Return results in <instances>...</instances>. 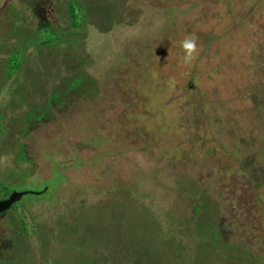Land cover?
<instances>
[{"label": "rangeland", "instance_id": "1", "mask_svg": "<svg viewBox=\"0 0 264 264\" xmlns=\"http://www.w3.org/2000/svg\"><path fill=\"white\" fill-rule=\"evenodd\" d=\"M58 2L0 37L21 264H264V0Z\"/></svg>", "mask_w": 264, "mask_h": 264}, {"label": "flooded vegetation", "instance_id": "2", "mask_svg": "<svg viewBox=\"0 0 264 264\" xmlns=\"http://www.w3.org/2000/svg\"><path fill=\"white\" fill-rule=\"evenodd\" d=\"M58 7V0H0V37L5 33L9 34V31L17 28L26 29L28 24H30L31 27L35 28L36 30L39 28L56 29L54 26L59 24ZM30 10L32 11L34 21L30 19L29 23L22 19V17L27 11L29 12ZM3 17L4 19L9 20L5 22ZM1 19L3 20L1 21ZM8 28L9 30H7ZM25 40L26 39H21L23 45ZM12 57L14 66L8 68L9 73L12 69L15 70L16 63H18V61H22V55L20 51L17 54L14 53ZM5 73L7 72H4V77H6ZM11 89L12 88L8 90V87L0 86V106L3 103L1 102V99H3L2 94H4V103L5 101L9 102V97H11L12 94H14V92L17 90L14 87L12 90ZM13 190L17 192L23 191L22 189L12 188L10 183L6 182L5 180L0 182V264H21L22 259L24 258L22 255L23 252L19 251L15 247V243L13 244L11 232L12 212L15 210L19 211L17 204L19 203L18 201H20L21 197L8 206L2 207V202L7 199L9 193Z\"/></svg>", "mask_w": 264, "mask_h": 264}, {"label": "clouds", "instance_id": "3", "mask_svg": "<svg viewBox=\"0 0 264 264\" xmlns=\"http://www.w3.org/2000/svg\"><path fill=\"white\" fill-rule=\"evenodd\" d=\"M182 48L184 50V63L186 65H190L198 55L197 48H196V40L195 37L185 38L182 42Z\"/></svg>", "mask_w": 264, "mask_h": 264}, {"label": "water", "instance_id": "4", "mask_svg": "<svg viewBox=\"0 0 264 264\" xmlns=\"http://www.w3.org/2000/svg\"><path fill=\"white\" fill-rule=\"evenodd\" d=\"M26 193H32V194H37L38 192H32V191H11L7 197L6 200H4V202H2V207L4 206H8L9 204L17 201L23 194H26Z\"/></svg>", "mask_w": 264, "mask_h": 264}, {"label": "trees", "instance_id": "5", "mask_svg": "<svg viewBox=\"0 0 264 264\" xmlns=\"http://www.w3.org/2000/svg\"><path fill=\"white\" fill-rule=\"evenodd\" d=\"M242 166H243V165H242ZM253 166H255V165L253 164ZM255 167H256V166H255ZM261 167H262V166H260V168H261ZM260 168H259V169H260ZM240 170L244 172V169H243V168H240ZM240 170H239V171H240ZM257 171H259V170L254 169V171L251 170V171L249 172V176H251V178L253 179V181H256V183L253 182V183L256 184V185H258V184H257L258 182H257V179H254V177H253V173H254V172H257ZM260 171H261V170H260ZM260 171H259V172H260ZM251 174H252V175H251ZM263 180H264V179H263ZM258 201H259V200H258Z\"/></svg>", "mask_w": 264, "mask_h": 264}]
</instances>
